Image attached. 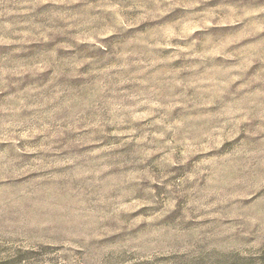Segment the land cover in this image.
Masks as SVG:
<instances>
[{
  "label": "rangeland",
  "instance_id": "obj_1",
  "mask_svg": "<svg viewBox=\"0 0 264 264\" xmlns=\"http://www.w3.org/2000/svg\"><path fill=\"white\" fill-rule=\"evenodd\" d=\"M0 264H264V0H0Z\"/></svg>",
  "mask_w": 264,
  "mask_h": 264
}]
</instances>
